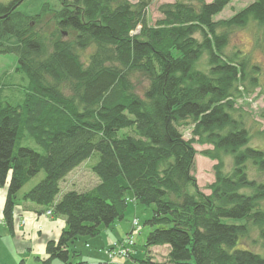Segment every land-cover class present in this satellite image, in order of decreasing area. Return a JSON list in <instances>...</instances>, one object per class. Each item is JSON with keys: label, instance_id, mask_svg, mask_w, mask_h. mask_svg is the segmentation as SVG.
I'll list each match as a JSON object with an SVG mask.
<instances>
[{"label": "trees", "instance_id": "1", "mask_svg": "<svg viewBox=\"0 0 264 264\" xmlns=\"http://www.w3.org/2000/svg\"><path fill=\"white\" fill-rule=\"evenodd\" d=\"M21 1L0 2V54L15 55L27 79L15 104L3 99L11 84L0 81V186H7L0 219L12 229L23 201L64 216L42 261L68 262L69 243L123 219L129 190L154 206L147 253L129 255L136 264H264V255L237 247L250 226L264 247V182L248 174V165L264 173V151L246 146L245 118L234 106L251 91L245 78L255 86V68L247 73L248 59L225 51L235 28L252 21L264 29V0L221 20L213 17L231 0H175L159 7L153 25L149 0H56L49 36L35 29L40 13L18 10ZM195 141L213 146L203 152L217 161L210 194L192 173ZM94 151L98 182L61 192L65 176ZM221 152L233 157L229 171ZM39 171L44 177L19 196ZM164 245L155 259L150 249Z\"/></svg>", "mask_w": 264, "mask_h": 264}, {"label": "rangeland", "instance_id": "2", "mask_svg": "<svg viewBox=\"0 0 264 264\" xmlns=\"http://www.w3.org/2000/svg\"><path fill=\"white\" fill-rule=\"evenodd\" d=\"M12 0H0L1 3H8ZM135 2L137 0H130ZM175 0H149V5L146 9L147 22L150 25L161 17L159 7L165 3H172ZM210 1V0H206ZM254 0H231L222 11L216 14L213 18L214 20L227 19L234 13L238 12L242 8L246 7L248 4ZM43 5L45 8L43 9ZM56 0H22L18 5V10L25 14H37L40 13V22L35 28L39 30L40 33L45 36H49L55 29V21L53 18V11L56 8ZM66 36V35H65ZM93 51L92 47L80 51L81 57L86 58ZM226 53L231 54L232 52H238L239 56L248 59L247 73H250L251 66H254L255 70L252 71L253 76H255V86L249 83V78H245L244 83L249 87L248 93L242 90L241 96H239L235 101V108L237 112L242 114L245 118V127L248 130L249 141L247 147L260 148L264 151V29L260 28L256 23L250 22L246 27L235 28L229 37V42L226 47ZM205 57L201 58L203 62ZM17 58L13 54H0V81L11 86L6 87L3 94V99L15 104L19 103L24 98V87L27 85V79L25 76L16 70ZM5 95V96H4ZM190 128L187 126L182 129V133L185 139L192 138L190 133ZM197 140V138L195 139ZM27 144L37 150L41 148L34 143L32 140H28ZM193 147L196 150L194 157V167L192 173L196 179V183L199 189L205 194H210L209 185L214 181L213 165L217 162L216 159L208 157L205 153L206 150H213V146L204 142L200 143L198 141L193 142ZM221 160L223 162V171H229L232 166L233 157L228 153H219ZM99 158L98 152L94 151L87 159H85L78 167L73 169L68 179L61 182V187L65 188L68 186L69 190H84L90 187L94 181L95 174L91 170ZM248 174L251 178H255L257 181L264 182V173H259L256 168L248 165ZM258 174V175H257ZM44 177V172L39 171L34 177H32L20 190L19 196L22 192L28 190L34 184H36L40 179ZM119 181L121 184L126 185L124 178L120 177ZM6 184L0 186V191L5 190ZM126 198L128 201V206L124 214L123 219L116 220L115 223L109 226H102L99 234L95 236L82 235L76 238L73 242L69 243V261L62 262L58 259H53L51 264H76L77 262L86 261L92 264L95 260L106 261L107 255L104 250L108 249L114 242H119L126 235H129V231L134 240V251L132 256L134 258H141L146 253L144 243L147 233L152 229V227L145 223V221L151 217L153 204L145 205L139 203L132 198L131 192L126 191ZM4 198L0 196V211L2 210ZM16 207V206H15ZM20 220L23 218L30 223L27 212H22ZM47 217H41L44 222L48 220H54L62 215H46ZM49 216V217H48ZM17 211L14 209L13 223L16 226ZM64 218V216H62ZM136 219L138 224L133 226V220ZM227 223H244L243 220H236L232 218H224ZM41 224V223H40ZM26 226V225H25ZM24 226V227H25ZM42 224L39 228L37 225L34 232H26L24 238L31 237L33 247H37L39 238H37L40 233L42 236L44 234V228ZM21 236V235H20ZM39 237V236H38ZM111 243L109 244V242ZM245 246L246 248L258 252L264 255V247L262 241L258 235V231L253 226H250L248 236L241 237L238 241L237 247ZM100 249L101 251H98ZM74 251L77 253L74 254ZM162 249H158L154 252L153 256L155 259L161 258L163 254ZM25 254V255H24ZM23 256L19 258L25 259L27 262H31L32 258L29 257L28 253H24ZM18 258V259H19ZM129 256H119L114 255L112 259V264H136L135 259ZM12 258H8L11 260ZM13 260V259H12ZM18 261V260H17ZM42 264V263H41Z\"/></svg>", "mask_w": 264, "mask_h": 264}, {"label": "crops", "instance_id": "3", "mask_svg": "<svg viewBox=\"0 0 264 264\" xmlns=\"http://www.w3.org/2000/svg\"><path fill=\"white\" fill-rule=\"evenodd\" d=\"M69 176L70 174H67L63 180L68 179ZM93 180L94 181L92 182V184L89 185L90 187L94 186L98 182V178L96 176L94 177ZM68 188H69L68 186H65V188L61 187V192L69 190ZM0 196L1 198H4V196H6L5 190L0 191ZM15 208L17 211L16 226L13 223L12 229H10L5 224L2 218L0 219V264H41V263L45 264L43 263L42 260L47 256L45 250L46 242L50 239L56 240L59 237L60 232L66 226L65 218H62L61 216L54 220H48V221L44 220L43 222L40 216H43L44 218L47 217L45 213L38 212L39 208L36 207L33 203L28 201L20 202ZM20 211L27 212L28 218L30 219V223L27 224V221H25L23 218L20 220V216H22V213ZM1 214H2V210L0 211V215ZM13 217H14V213H13ZM40 223L43 225L42 228H44V234L43 236L40 233L38 234L39 237L37 236V238H39V242L37 243V247H33V245L31 246L32 244L31 237L24 238V234L29 231L34 232L35 228H37L36 227L37 225L40 228L41 226ZM110 243L111 241L109 242V244ZM158 249H162L164 251L161 256L163 257V255H165L166 252L168 251V246L164 245V246L152 247L150 249L151 254H154V252ZM98 251L101 250L98 249ZM24 253H28L29 257L32 258L31 262H27L22 257L19 258L20 256H23ZM76 253L77 252L74 251V254ZM8 258H12L13 260L12 259L8 260ZM92 260H95L92 264H98V263L107 264L108 261V260L98 261V259H92ZM68 261H69V250H68ZM82 262H86V261H82ZM51 263L52 262H50V264ZM69 264L72 263L69 262Z\"/></svg>", "mask_w": 264, "mask_h": 264}, {"label": "built area", "instance_id": "4", "mask_svg": "<svg viewBox=\"0 0 264 264\" xmlns=\"http://www.w3.org/2000/svg\"><path fill=\"white\" fill-rule=\"evenodd\" d=\"M46 214L50 215V211H46ZM137 224V220L134 219L133 226H137ZM134 245L135 244L132 235L129 234L126 235L119 242H114L108 249L104 250V253L107 255L109 262H112L114 255L129 256L134 250Z\"/></svg>", "mask_w": 264, "mask_h": 264}]
</instances>
